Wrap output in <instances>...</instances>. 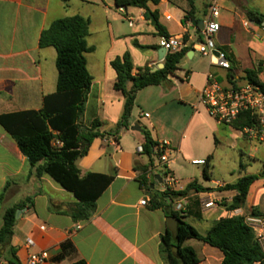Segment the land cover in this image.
<instances>
[{
	"label": "crops",
	"instance_id": "1",
	"mask_svg": "<svg viewBox=\"0 0 264 264\" xmlns=\"http://www.w3.org/2000/svg\"><path fill=\"white\" fill-rule=\"evenodd\" d=\"M210 1L202 7L195 2V20L184 24L182 20L190 10L187 0L149 3L150 10L157 15L154 23L153 17L146 18L142 9L123 8L122 12L115 6V0H0V115L42 109L44 98L56 92L58 82L57 51L53 47H40L42 32L57 19L79 15L89 20L87 44L94 52L86 54V59L93 84L83 124L90 125L96 112L102 123L100 132L105 135L93 141L77 166L81 177L89 173L115 175L97 200L91 216L80 218L85 207L50 176L39 175L40 165L31 166L16 141L0 125V229L4 213L24 204L18 209L21 212L11 240L16 253L13 262L22 263L32 252L47 251L50 256L47 264H166L161 254L162 236L170 231L167 218L178 213L176 205H182L179 214L202 235L222 218L247 217L252 209L264 215L259 204L264 200L261 190L264 185L257 187L259 181L250 188L247 207L234 212H229L227 207L236 193L221 191L226 184L211 181L213 186L207 188L198 176L180 184L181 168L205 167L204 163L195 162L211 157V164L213 159L210 153L192 152L190 145L186 148V134L200 123L203 106L199 98L207 75L213 73L224 83H233L245 80L247 70L260 69L259 78L264 82V24H255L246 15V8L264 15V0L220 2L221 29L215 35V42L231 58L230 71L216 65L215 58L202 56L194 46L209 17ZM185 35L189 37L185 41V48L189 49L186 56L191 62L189 69L182 70L179 65V70L169 75L165 83L139 91L129 128L115 134L125 99L114 88L117 74L111 62L129 53L134 75L139 69L154 71L165 63L168 54L160 60L161 39ZM144 114L150 117L145 118ZM143 120L147 124H142ZM209 124L208 134L217 136L218 129ZM135 125L143 132L133 131ZM145 130L157 146L163 141L170 143L172 152L165 169L175 180L176 191H183L197 181L204 192L192 190L171 201L164 183L155 186L152 192L141 186L139 178L145 169L149 170L147 178L151 185L152 176L165 180L160 161L157 164L152 157L150 168L151 158L144 151L137 152L146 142ZM241 165L245 171L246 165ZM144 200L147 205H142ZM154 201L160 204L159 208H153ZM208 203L213 205L206 208ZM195 220L204 225L197 226ZM28 240L35 243L34 247L27 246ZM184 247L195 250L200 259L198 264H222L224 260L219 249L200 240L189 239ZM2 254L8 260V249Z\"/></svg>",
	"mask_w": 264,
	"mask_h": 264
},
{
	"label": "trees",
	"instance_id": "2",
	"mask_svg": "<svg viewBox=\"0 0 264 264\" xmlns=\"http://www.w3.org/2000/svg\"><path fill=\"white\" fill-rule=\"evenodd\" d=\"M68 2L70 0H62ZM160 0H115L117 8L135 7L142 9L146 18L157 21V15L149 8V3L157 4ZM190 10L185 13L182 22L195 20L196 0H187ZM248 19L260 26L264 24V15L257 10L246 8ZM89 20L76 15L53 21L41 34L39 45L41 48L53 47L57 51L58 82L55 93L44 98L41 110L20 111L0 115V125L16 141L21 153L27 158L31 166H38V174L50 176L64 190L71 193L84 207L80 218L88 219L95 209L97 200L114 181L115 175L89 173L81 177L77 166L79 159L85 157L97 138L104 137L100 132L102 123L98 120L96 112L90 125L83 124V117L88 102V95L93 84V78L87 68L86 54L94 52L93 47L87 44L89 36ZM156 27L161 31L158 23ZM163 34V33H161ZM164 36V35H163ZM184 36V41L188 40ZM136 46H139L136 44ZM188 48L179 52H169L165 58L164 68L153 72L149 68L139 69L134 75V66L129 53L116 57L111 66L117 74L114 85L116 91L124 96L123 113L115 128V134L122 129L129 128V120L135 106L136 95L139 91L165 83L168 76L179 70L182 59L187 55ZM231 61V58L228 57ZM260 69L247 70L245 79L259 86L264 92V82L259 78ZM232 81L233 75H229ZM255 119L244 114L231 126L242 131L245 126H251ZM109 134V133H108ZM145 144L143 151L151 158L150 168L153 167L152 157L157 155V143L145 130ZM59 141L61 146H54ZM211 157L204 161L203 176L210 180ZM242 166V165H241ZM148 169H145L139 178L141 186L152 192L150 180L147 178ZM263 177L247 175L237 182L226 184L221 191L236 193L231 204L227 207L229 212L243 209L247 205L251 186ZM204 192L205 189L194 181L187 185L183 191H168L171 201L184 197L190 191ZM20 204L8 209L3 215V226L0 229V258L2 251L8 249V260L13 262L15 250L11 247V240L17 222L16 213ZM160 204L153 202V208ZM251 215L263 216L258 209H252ZM171 216L179 219L177 235L168 231L162 236L161 254L166 264H198L200 259L195 250L184 247L189 239H196L219 249L224 254L222 264H254L264 262V253L258 243L254 231L247 225L246 216L238 215L222 218L216 222L206 235H202L179 213ZM170 216V217H171ZM67 244L64 245V248ZM178 248V253L173 249ZM76 264H83L78 262Z\"/></svg>",
	"mask_w": 264,
	"mask_h": 264
},
{
	"label": "built area",
	"instance_id": "3",
	"mask_svg": "<svg viewBox=\"0 0 264 264\" xmlns=\"http://www.w3.org/2000/svg\"><path fill=\"white\" fill-rule=\"evenodd\" d=\"M221 0H211L209 4V17L204 22L203 27L199 31V39L194 44L196 50L202 56H210L216 59V65L225 71H230L231 63L225 52L221 51L215 42V35L220 31L221 24L219 22L221 13ZM124 12V9L121 8ZM132 25V24H131ZM184 37H170L161 39V47L169 52H179L185 48ZM200 104L206 109L210 117H212L220 125L231 126L244 114L249 113L255 123L251 126L242 128L243 135L251 141L264 143V92L262 89L249 82L248 80L236 81L233 83H224L215 74L209 73L204 89L200 93ZM149 118V114L143 115ZM54 146L59 147L61 143L54 141ZM160 153L159 161L162 167L170 162L169 154L172 152L170 143L167 141L160 142L157 146ZM138 153L143 152L142 147H138ZM204 163V161H196L195 164ZM163 185L165 190L176 191L175 180L170 173L165 169L163 177ZM142 205H147V201H142ZM213 203H208L205 207L212 206ZM175 211L182 213L183 207L178 204ZM247 225L254 231L258 243L264 253V217L249 215L246 217ZM29 248L34 247L35 243L32 240L27 241ZM50 256L47 251L32 252L27 259L22 263L10 262L4 257L0 258V264H47ZM254 264H264V262H256Z\"/></svg>",
	"mask_w": 264,
	"mask_h": 264
},
{
	"label": "rangeland",
	"instance_id": "4",
	"mask_svg": "<svg viewBox=\"0 0 264 264\" xmlns=\"http://www.w3.org/2000/svg\"><path fill=\"white\" fill-rule=\"evenodd\" d=\"M207 1L196 0V4L198 7H202ZM190 65L191 62L188 56L180 64L182 70H188ZM200 113L199 125L194 126L195 128H192L186 134V148L190 145L189 150L192 152L201 150L202 153L211 154L213 157L211 163V180H207L200 175L204 166L183 167L180 169V184L183 185L185 180L193 178V176H198L199 182L203 186L210 188L213 186L211 181L232 184L237 182L242 176L262 174L263 177L258 180L259 184L257 186L262 187L264 185V144H258L248 140L243 135V132L232 126L225 125L219 127L203 107ZM141 122L142 124H147L145 120ZM209 123H212L218 129L217 136L211 137L208 134L210 130ZM256 149L257 151H255ZM153 160L155 163H159V157L157 155L153 156ZM241 164L246 165L245 171L241 169ZM261 190L264 193L263 187ZM259 204L260 208L264 209V200ZM194 223L197 226L204 225H200V222L196 220Z\"/></svg>",
	"mask_w": 264,
	"mask_h": 264
},
{
	"label": "water",
	"instance_id": "5",
	"mask_svg": "<svg viewBox=\"0 0 264 264\" xmlns=\"http://www.w3.org/2000/svg\"><path fill=\"white\" fill-rule=\"evenodd\" d=\"M152 21L153 23L155 22L154 19L152 18ZM194 24L196 25V22H194ZM160 53V60H163L167 51L165 48H161V51L159 52ZM162 54V55H161ZM164 68V64H160L159 67H157L153 72H156L160 69H163ZM133 131H137V132H140L142 133L143 130L141 129V127L139 125H135L133 128H132ZM151 182L153 183L151 185V189H154L155 186L159 185V184H162L163 183V180L160 176H152L151 177ZM20 212L21 210H18L17 213H16V219L19 218L20 216ZM167 223H168V227L170 229V231L173 233L174 236L177 235V229H178V224H179V219L177 217H168L167 218ZM176 253H178V248H174L173 249Z\"/></svg>",
	"mask_w": 264,
	"mask_h": 264
}]
</instances>
